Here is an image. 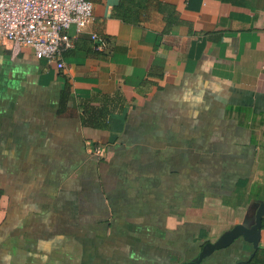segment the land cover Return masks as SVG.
<instances>
[{"label": "crops", "instance_id": "obj_1", "mask_svg": "<svg viewBox=\"0 0 264 264\" xmlns=\"http://www.w3.org/2000/svg\"><path fill=\"white\" fill-rule=\"evenodd\" d=\"M90 1L61 69L0 40V264L247 263L264 214L211 244L264 201V0Z\"/></svg>", "mask_w": 264, "mask_h": 264}, {"label": "built area", "instance_id": "obj_2", "mask_svg": "<svg viewBox=\"0 0 264 264\" xmlns=\"http://www.w3.org/2000/svg\"><path fill=\"white\" fill-rule=\"evenodd\" d=\"M92 16L90 0H0V40L11 44L12 53L20 47L33 49L37 59L64 67L62 52L70 46L66 30L74 23L82 30ZM90 38L96 50L106 47V39L97 32ZM102 145L89 152L101 156Z\"/></svg>", "mask_w": 264, "mask_h": 264}, {"label": "trees", "instance_id": "obj_3", "mask_svg": "<svg viewBox=\"0 0 264 264\" xmlns=\"http://www.w3.org/2000/svg\"><path fill=\"white\" fill-rule=\"evenodd\" d=\"M151 11L162 13L165 20V28L168 29L174 22V8L171 4L162 0H120L114 8V15L124 20H140L146 18ZM105 112L102 107L84 105L82 112V121L89 126H100L98 117ZM245 264H264V247L258 246L254 254L247 258Z\"/></svg>", "mask_w": 264, "mask_h": 264}, {"label": "water", "instance_id": "obj_4", "mask_svg": "<svg viewBox=\"0 0 264 264\" xmlns=\"http://www.w3.org/2000/svg\"><path fill=\"white\" fill-rule=\"evenodd\" d=\"M263 214H264V201L260 204V206L257 210L256 216H255L256 221H255V226H254L255 229L254 230L244 228V227H240L238 229H233L227 234V236L222 241L215 243V244H211L212 245L211 247L215 248V247L223 246V245L227 244L228 242H230L233 238H235L236 236H238L241 233H247L249 235V238L255 243V246H256L257 240L259 237V233H260V228H261V220H262L261 215H263ZM204 253H205V249L202 250L200 256H202Z\"/></svg>", "mask_w": 264, "mask_h": 264}]
</instances>
